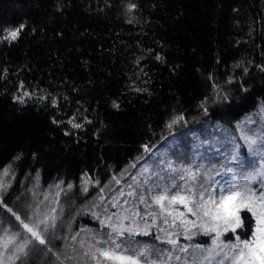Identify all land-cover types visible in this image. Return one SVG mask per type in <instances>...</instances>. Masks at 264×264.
I'll use <instances>...</instances> for the list:
<instances>
[{
	"label": "trees",
	"instance_id": "obj_1",
	"mask_svg": "<svg viewBox=\"0 0 264 264\" xmlns=\"http://www.w3.org/2000/svg\"><path fill=\"white\" fill-rule=\"evenodd\" d=\"M22 23L16 41L0 39L7 264H21L16 255L24 264L71 258L76 236L101 226L97 200L145 154L143 145L212 127L229 133L264 108V0H0V37ZM175 117L182 119L169 128ZM12 213L41 231L55 217L56 227L42 232L47 245ZM244 224L220 240L250 239L253 218ZM157 236L134 239L167 250ZM26 240L52 252L25 258L18 247ZM212 241L199 234L178 245Z\"/></svg>",
	"mask_w": 264,
	"mask_h": 264
},
{
	"label": "rangeland",
	"instance_id": "obj_2",
	"mask_svg": "<svg viewBox=\"0 0 264 264\" xmlns=\"http://www.w3.org/2000/svg\"><path fill=\"white\" fill-rule=\"evenodd\" d=\"M228 132L218 131L216 127L204 129L202 132L191 131L177 138L169 137L162 142V145L147 150L142 157L135 161V164L131 165L125 177L119 178L113 186L109 185L106 187L95 204L94 218L100 223V219H103L106 215L111 216L113 213H116L120 216H126L129 214V211H138L140 217H137V222L140 224V227L144 228L146 222L150 226L148 233L151 234L153 231L156 236L160 237V242L168 238L177 240L180 237L185 238L179 226V218L176 224L173 225L172 217L159 215V207L151 204V196L163 190L164 185L171 187L175 184L179 185L182 189L184 184H189V187H191L190 171L195 173L197 177L195 182L197 191L201 183L208 180V176H211L212 180H208L205 187L210 185L211 194L218 199L221 187V183L219 182L233 175L232 173H228L227 176L224 175L227 167L234 169L236 178L232 182L238 184L247 179L246 173L248 171L264 167V161H262L264 152L258 150L256 154H253L249 151L247 143L243 139L245 135L259 137L264 134V108H258L255 113L244 117L236 124L235 130H229ZM233 152L239 156L240 161L243 162V167L237 161L232 160ZM217 173H220V175H217ZM261 182L264 181L261 178H257L250 185L257 196H259L261 191H264V189L260 188ZM149 189L152 190L149 191ZM171 190L176 191L177 189L172 187ZM181 194L187 195L188 193L185 190ZM141 195L146 197V203L150 204L151 207L146 209V204L140 203L139 197ZM208 196L209 191H206V200ZM173 207L185 213L188 220H197L182 204H176ZM146 210L157 213L155 223H153L150 216L145 215ZM97 217L100 219H97ZM252 218L255 226V218ZM165 219L168 220L167 224L164 223ZM124 222L126 224L129 223V221ZM197 224H199V221H197ZM98 229V231H83L81 234H78L73 243L74 251L72 248L67 250L71 258L65 259L63 264H94V261L84 253L89 250L90 244L94 245L96 240L102 239V234L108 231L106 227L102 228L100 226ZM160 229L164 231H160ZM224 233L226 232L222 231L221 235ZM190 234L192 236L199 234L206 235L199 227L192 228ZM148 235L140 234L134 238ZM207 235H211L213 239L216 238L215 232H209ZM221 235L217 239V245L230 244L222 242L220 240ZM233 243H236V241ZM140 244L146 245L141 242ZM6 246L7 241L5 239L0 245V261H2V264H7L4 259ZM167 247V250H162L161 252L152 248L153 258L157 254L159 256H167L168 252L172 251V259L168 261V264H219L220 260H223V264H232L230 259L224 257L225 252H227L228 257H231L232 253L226 248L214 246L213 243L206 248L196 247L189 249L185 246L182 247L185 249L184 252L180 251V245H177L175 248L171 245ZM209 248L213 249L211 253L205 251ZM217 252H219V255H217ZM209 256L211 257L210 260L205 259V257ZM176 257L180 259L177 260Z\"/></svg>",
	"mask_w": 264,
	"mask_h": 264
},
{
	"label": "snow or ice",
	"instance_id": "obj_3",
	"mask_svg": "<svg viewBox=\"0 0 264 264\" xmlns=\"http://www.w3.org/2000/svg\"><path fill=\"white\" fill-rule=\"evenodd\" d=\"M136 7L135 4L129 5V9H134ZM25 26L26 25L22 23L15 29L6 30L7 34L0 37V39L7 40L9 43L16 41ZM156 59L160 60L162 57L157 54ZM21 87H23V85H21ZM137 91H139V89H137ZM25 95H27V93H25ZM20 102L23 103V100H20ZM112 106L119 109V104L116 101L112 102ZM180 119H182V117L173 118L168 127L171 128L172 125L176 124ZM73 127L79 128L81 125L74 124ZM243 139L247 143L249 151L253 154H256L258 150L264 152V134L259 137H249L245 135ZM142 147L147 151L149 146L143 145ZM232 160L237 161L240 166L243 167V162L240 161L239 156L235 152L232 154ZM262 161H264V156H262ZM228 173H232L233 175L219 182L221 183V187L218 199L211 194L210 185L205 187L208 180H212L211 176H208V180L201 183L197 191L195 183L197 177L195 173L189 171L192 181L191 187H189V184H184L182 189L179 185L175 184L171 187L164 185L163 190L151 196V204H155L159 207V215L172 217L173 225L176 224L179 218V226L186 239H192L190 230L196 227H199L206 235L209 232H215L216 238L212 241L213 245L218 248H226L231 252V257H228L227 252L224 253V257L230 259L232 264H264V191H261L259 196H257L250 187L252 182L257 180V178H261V180L264 181V167L259 169L254 168L252 171H248L246 173L247 179L239 184L232 182L236 178L235 171L232 167H227L224 175L227 176ZM217 175H220V173H217ZM181 179H183V177H181ZM68 187L72 188V185L69 184ZM172 187L177 190L172 191ZM260 188L264 189V182L260 183ZM151 190L152 189H149V191ZM185 190L188 194L182 195L181 192ZM206 191H209L207 200L205 199ZM139 201L141 204H146V209L151 207L150 204L146 203V197L144 195L139 197ZM176 204H182L189 213L197 218V220H188L185 213L173 207ZM242 210L246 211V213H250L251 216L242 218ZM8 211L11 212L12 210L8 209ZM12 214L20 221L24 229L31 234L33 240L38 242L41 246L47 245L48 241L45 239L42 232H48L50 227H56L54 222L55 217L51 218V224H48L47 221H41V223L45 225L41 231L38 230L37 226H30L24 223L16 213ZM145 215L150 216L153 223H155L157 213L148 212L146 210ZM137 217H140L138 211H129V214L126 216L113 213L111 216L106 215L103 219L97 217V219H100L101 227H106L108 231L104 232L102 234L103 238L96 240L94 245L90 244L89 250L84 254L89 256L91 260L94 261V264H168V261L172 259V251H169L167 256H159L157 254L155 258H153V249L150 246L141 245L139 241L134 239L136 235H148V229L150 227L145 222L144 228H141L140 224L137 222ZM252 217L255 218V226L251 229L250 239L246 238L242 240L239 235H236V243L217 245V239L222 234V231L236 233L237 229H244V220L248 219L249 223H251ZM124 221H129V223L126 224ZM197 221H199V224H197ZM164 223L167 224L168 220L165 219ZM160 231L164 230L160 229ZM156 239L159 240L160 237L157 236ZM163 242L173 246V248L178 245V240L173 238H168ZM31 243V240H26L18 247V252L22 253L25 258H27L31 252L44 251L45 255L52 252L50 247H46V249H30L28 246ZM180 251L184 252L185 249L181 247ZM205 251L211 253L213 249L209 248ZM217 255H219V252H217ZM15 259L20 260L21 264H24L21 256L16 255ZM176 259L179 260L180 258L176 257ZM205 259L210 260L211 257H205ZM0 264H2V261H0ZM219 264H223V260H220Z\"/></svg>",
	"mask_w": 264,
	"mask_h": 264
}]
</instances>
